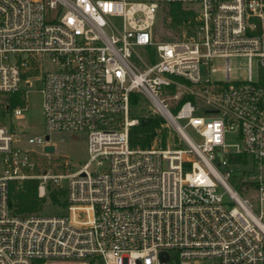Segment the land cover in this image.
<instances>
[{
  "label": "built area",
  "instance_id": "2783aa9c",
  "mask_svg": "<svg viewBox=\"0 0 264 264\" xmlns=\"http://www.w3.org/2000/svg\"><path fill=\"white\" fill-rule=\"evenodd\" d=\"M171 5L191 13L188 39L158 37ZM234 56L248 57L246 79H231ZM254 58L264 67V0H0V95L38 83L44 96L46 131L27 144L84 132L88 152L76 171L36 173L25 126L8 123L27 106L0 99V264H264ZM132 93L164 118V142L131 147ZM26 179L40 197L64 189L65 211L15 214L11 183Z\"/></svg>",
  "mask_w": 264,
  "mask_h": 264
},
{
  "label": "rangeland",
  "instance_id": "374dc122",
  "mask_svg": "<svg viewBox=\"0 0 264 264\" xmlns=\"http://www.w3.org/2000/svg\"><path fill=\"white\" fill-rule=\"evenodd\" d=\"M189 19V18H188ZM188 19H185L183 24H188ZM187 21V22H186ZM158 37H164L165 39H174L177 35L182 36L187 29L184 30L174 27V21L168 16L166 9L160 13V19L157 25ZM191 36V34H189ZM137 51L143 57H147L144 49L142 47H137ZM214 66L218 69H223L225 67V60L216 59L214 61ZM231 66V79H246L248 77V66L249 60L246 56H234L230 59ZM260 67L258 65L257 59H253L252 63V73L254 79L258 78L260 74ZM213 77L225 79L224 72L218 71L213 74ZM24 96V98H23ZM43 93L41 91V86L35 83L32 87H25L19 93H5L0 95V99L5 100L6 103H12L15 105H26L27 110L25 112V118L22 120H17L10 113L8 115V123H11V119L14 124H21L25 126L26 133L23 136V142L25 143L24 149H33L32 154L35 160L40 165L36 168L35 172H43L47 170L51 173H69L76 171L87 161V135L84 132H60L53 133L51 136V142L56 145L55 151L53 153L44 152L43 148L38 145H28L26 140L30 135H41L46 131L44 122V111H43ZM10 112V110H8ZM152 113L148 100L140 95L139 103L132 108V115H144ZM187 133L197 141H201L198 137L196 131L192 128L187 129ZM228 143L235 142L234 136L228 137ZM170 147L173 146V142H168ZM250 159V158H249ZM66 164V165H65ZM237 175H242L241 173H236ZM66 180L62 181L64 185ZM65 196H60V203H55L48 201L44 204L41 214L44 215H58L65 211L62 206Z\"/></svg>",
  "mask_w": 264,
  "mask_h": 264
},
{
  "label": "trees",
  "instance_id": "16d2710c",
  "mask_svg": "<svg viewBox=\"0 0 264 264\" xmlns=\"http://www.w3.org/2000/svg\"><path fill=\"white\" fill-rule=\"evenodd\" d=\"M170 15L173 17L174 27L184 30L191 29V25L183 24V20L193 18L189 11L182 10L180 5L170 6ZM190 23V22H189ZM259 82L264 86V67L261 68L259 75ZM140 94H131V107L133 108L139 103ZM13 104L11 103L10 106ZM132 113V111H131ZM133 118H138V122L130 127V145L133 148H148L152 145L155 137L161 135L164 139L168 132V128L165 126L164 118L159 114H144V115H132ZM233 159V157H230ZM235 160L239 162H246L244 155L235 157ZM38 179H26L22 182L14 181L11 183V198L10 203L12 210L15 214L26 217L29 215H40L44 204L48 201L47 197H40L38 195ZM49 199L51 202L60 203V196H65L66 191L62 188H51L49 186ZM65 205V201L61 203Z\"/></svg>",
  "mask_w": 264,
  "mask_h": 264
},
{
  "label": "water",
  "instance_id": "95a60500",
  "mask_svg": "<svg viewBox=\"0 0 264 264\" xmlns=\"http://www.w3.org/2000/svg\"><path fill=\"white\" fill-rule=\"evenodd\" d=\"M22 130H23V128H21V131ZM46 139L49 140L50 139V136L47 135L46 136ZM54 151H55V145H53V144H47L45 146V152H47V153H53ZM219 155H221V152L219 153ZM47 200H49V197H47Z\"/></svg>",
  "mask_w": 264,
  "mask_h": 264
},
{
  "label": "bare ground",
  "instance_id": "6f19581e",
  "mask_svg": "<svg viewBox=\"0 0 264 264\" xmlns=\"http://www.w3.org/2000/svg\"><path fill=\"white\" fill-rule=\"evenodd\" d=\"M189 34H191V29L186 31L181 37L184 38V39H188L190 37Z\"/></svg>",
  "mask_w": 264,
  "mask_h": 264
}]
</instances>
